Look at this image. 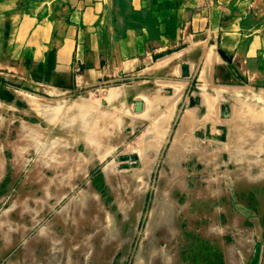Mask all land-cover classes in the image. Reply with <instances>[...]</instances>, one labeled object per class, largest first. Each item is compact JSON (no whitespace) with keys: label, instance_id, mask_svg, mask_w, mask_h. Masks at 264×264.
Here are the masks:
<instances>
[{"label":"rangeland","instance_id":"1","mask_svg":"<svg viewBox=\"0 0 264 264\" xmlns=\"http://www.w3.org/2000/svg\"><path fill=\"white\" fill-rule=\"evenodd\" d=\"M32 51L0 38V264H264V78L201 39L63 83Z\"/></svg>","mask_w":264,"mask_h":264},{"label":"crops","instance_id":"2","mask_svg":"<svg viewBox=\"0 0 264 264\" xmlns=\"http://www.w3.org/2000/svg\"><path fill=\"white\" fill-rule=\"evenodd\" d=\"M0 38H28L59 83L67 79L58 67L75 80L95 78L108 73L110 60L145 62L189 39L217 44L229 75L264 78V0H0Z\"/></svg>","mask_w":264,"mask_h":264},{"label":"bare ground","instance_id":"3","mask_svg":"<svg viewBox=\"0 0 264 264\" xmlns=\"http://www.w3.org/2000/svg\"><path fill=\"white\" fill-rule=\"evenodd\" d=\"M209 108H210V106H209ZM181 142H182V135L177 134L175 136V138H174V141H173V144H172V147H171V150H170V155H169L170 158L175 154L176 150L178 149V144L181 143ZM161 210H162V208H161ZM163 210H164V207H163ZM162 217L164 218V215H162ZM155 250H156V248H155Z\"/></svg>","mask_w":264,"mask_h":264},{"label":"water","instance_id":"4","mask_svg":"<svg viewBox=\"0 0 264 264\" xmlns=\"http://www.w3.org/2000/svg\"><path fill=\"white\" fill-rule=\"evenodd\" d=\"M132 159H133V160H136V159H137V156H134V155H133V156H132Z\"/></svg>","mask_w":264,"mask_h":264}]
</instances>
